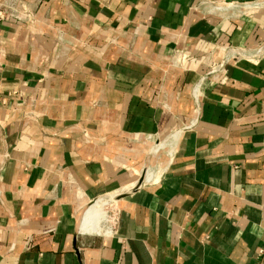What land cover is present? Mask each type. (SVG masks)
<instances>
[{"label": "crops", "instance_id": "1", "mask_svg": "<svg viewBox=\"0 0 264 264\" xmlns=\"http://www.w3.org/2000/svg\"><path fill=\"white\" fill-rule=\"evenodd\" d=\"M21 1L35 21L0 23V264H264V56L222 48L264 43V0ZM100 202L117 232L106 210L82 230Z\"/></svg>", "mask_w": 264, "mask_h": 264}, {"label": "built area", "instance_id": "2", "mask_svg": "<svg viewBox=\"0 0 264 264\" xmlns=\"http://www.w3.org/2000/svg\"><path fill=\"white\" fill-rule=\"evenodd\" d=\"M12 19L19 22H31L33 23L35 21L34 13H30L28 9L25 7L23 1L21 0H10L9 2L5 4L0 5V23H4L5 21ZM223 51L225 53V61H229L231 59H240V57H244L248 59L251 62H258V58L260 56H264V43L260 45L257 49L244 54V51H241V48H235V47H222ZM238 52L242 53L241 55L238 54ZM190 58V53L186 50L177 49L174 54L171 56L169 60V65L172 68H184L188 59ZM211 71L209 74H213L216 71L221 72L224 76L223 81L227 80L226 77V70L222 65H218L216 63H211ZM208 74V75H209ZM203 81H207V77L205 76L203 78ZM202 82V81H201ZM197 84L194 87V97L198 99V94L200 91V88L202 87V83ZM96 202V201H95ZM113 205V204H112ZM108 221L106 222L108 233L112 234L117 232L118 227V217L116 212H112L110 215H108ZM259 254L264 255V244L259 249Z\"/></svg>", "mask_w": 264, "mask_h": 264}, {"label": "bare ground", "instance_id": "3", "mask_svg": "<svg viewBox=\"0 0 264 264\" xmlns=\"http://www.w3.org/2000/svg\"><path fill=\"white\" fill-rule=\"evenodd\" d=\"M105 200H106V198H105ZM101 201H102V199H101ZM107 201H108V199H107ZM95 205L96 206L89 209L90 211L83 217V219H81L82 220V223H81L82 230L85 232L86 231L87 232L94 231L96 229V224H97L96 222H98L97 219L99 218L100 214L103 212L102 210L105 211L109 204L108 203L107 204L106 203L101 204V202H100V204L98 203V205L97 204H95Z\"/></svg>", "mask_w": 264, "mask_h": 264}, {"label": "rangeland", "instance_id": "4", "mask_svg": "<svg viewBox=\"0 0 264 264\" xmlns=\"http://www.w3.org/2000/svg\"><path fill=\"white\" fill-rule=\"evenodd\" d=\"M103 198H104V197H103ZM114 208H115V207H114L112 204H110V205L107 206L106 211H107L108 215L111 214V211H112V209H114ZM109 211H110V212H109ZM108 218H109V216H108ZM108 218H107V220H106L105 222H103V224H102V229H104V231H101L100 234H106V230H108V229H107V225H106V222L108 221Z\"/></svg>", "mask_w": 264, "mask_h": 264}]
</instances>
